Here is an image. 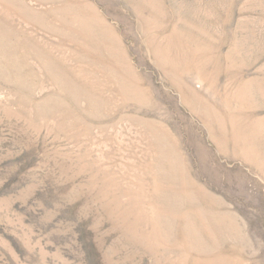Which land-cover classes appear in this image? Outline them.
<instances>
[{
	"label": "rangeland",
	"instance_id": "obj_1",
	"mask_svg": "<svg viewBox=\"0 0 264 264\" xmlns=\"http://www.w3.org/2000/svg\"><path fill=\"white\" fill-rule=\"evenodd\" d=\"M0 264H264V0H0Z\"/></svg>",
	"mask_w": 264,
	"mask_h": 264
}]
</instances>
